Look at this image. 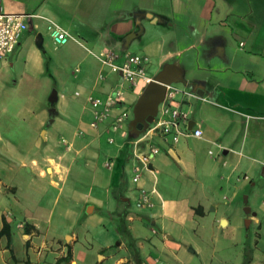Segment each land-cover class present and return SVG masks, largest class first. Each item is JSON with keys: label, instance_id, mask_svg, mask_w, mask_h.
I'll list each match as a JSON object with an SVG mask.
<instances>
[{"label": "crops", "instance_id": "crops-1", "mask_svg": "<svg viewBox=\"0 0 264 264\" xmlns=\"http://www.w3.org/2000/svg\"><path fill=\"white\" fill-rule=\"evenodd\" d=\"M0 5L31 14L0 58V264H257L248 229L264 219V0ZM106 51L142 56L151 78L164 71L179 90L153 121L178 106L201 135L135 128L148 82L110 70Z\"/></svg>", "mask_w": 264, "mask_h": 264}, {"label": "built area", "instance_id": "built-area-1", "mask_svg": "<svg viewBox=\"0 0 264 264\" xmlns=\"http://www.w3.org/2000/svg\"><path fill=\"white\" fill-rule=\"evenodd\" d=\"M31 14H24L18 12L5 11L0 5V58H3L7 54L13 51L22 32L27 28V22L25 16ZM49 34L55 44H63L69 38L67 30L50 21L47 24ZM118 55L113 51H106L101 53V62L109 67L110 70L119 72L123 79L134 84L138 78H143L146 82H149L152 78L145 74V66L142 56L138 54H127L121 62H117ZM178 87L173 84H166L165 100L169 102L174 100V95L178 91ZM117 91L115 94H118ZM99 98H93L92 105L95 107L94 119L101 120L104 117V111L98 110L97 106L100 104ZM115 103V97L113 94H108L104 105L110 106ZM127 117V111L123 110L119 114L115 115L111 126L116 129L119 124ZM189 113L186 110L173 106L167 116L158 117L148 127V130L160 131L164 135H171V138L176 141L180 134L191 133L194 136H200L202 130L198 127L192 129L188 128ZM92 124H95L93 120ZM109 140H112L109 138ZM149 151L154 154L159 151V148L149 143ZM143 164H146V159L141 157ZM138 173L133 176V180H137ZM147 201L146 194L141 197V204Z\"/></svg>", "mask_w": 264, "mask_h": 264}, {"label": "water", "instance_id": "water-1", "mask_svg": "<svg viewBox=\"0 0 264 264\" xmlns=\"http://www.w3.org/2000/svg\"><path fill=\"white\" fill-rule=\"evenodd\" d=\"M164 71L153 77L138 98L134 107L133 125L135 128H147L153 121L157 107L163 100L166 92V84L170 83Z\"/></svg>", "mask_w": 264, "mask_h": 264}, {"label": "rangeland", "instance_id": "rangeland-1", "mask_svg": "<svg viewBox=\"0 0 264 264\" xmlns=\"http://www.w3.org/2000/svg\"><path fill=\"white\" fill-rule=\"evenodd\" d=\"M17 70L10 67V72H9V83L17 76ZM11 80V81H10ZM22 94V91L20 92ZM262 168H258L255 171V181H259L262 178ZM248 235L250 237L249 242L250 247L254 250L255 252V262L257 264H264V219L261 220L260 227L258 228L256 225H251L248 229ZM256 240V243H255ZM116 241V240H115ZM235 251H221L219 253V256L226 261H232ZM183 263V262H182ZM184 264V263H183ZM185 264H199L196 261L192 262H185ZM221 264H231V262H221Z\"/></svg>", "mask_w": 264, "mask_h": 264}, {"label": "trees", "instance_id": "trees-1", "mask_svg": "<svg viewBox=\"0 0 264 264\" xmlns=\"http://www.w3.org/2000/svg\"><path fill=\"white\" fill-rule=\"evenodd\" d=\"M4 230V229H3Z\"/></svg>", "mask_w": 264, "mask_h": 264}]
</instances>
